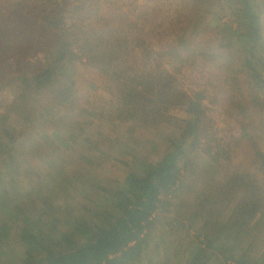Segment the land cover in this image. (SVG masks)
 I'll return each mask as SVG.
<instances>
[{
  "label": "rangeland",
  "instance_id": "374dc122",
  "mask_svg": "<svg viewBox=\"0 0 264 264\" xmlns=\"http://www.w3.org/2000/svg\"><path fill=\"white\" fill-rule=\"evenodd\" d=\"M250 1L257 6L264 45V0ZM38 4L41 0H0V13L12 21L15 14L35 13ZM75 5L84 8L65 23L79 25L80 39L92 26L118 27L129 39L120 45L131 49L119 58L127 62L124 77L164 69L187 95L203 96L205 137L181 161L182 187L153 215L147 246L129 264H238L242 255L246 264H264V171L257 156L264 154L259 110L264 89L250 81L246 54L232 34L228 0H76ZM0 37L9 39L1 32ZM63 63L65 77L58 72L47 87L24 91L20 78L44 69L47 58L33 48L26 55H0V264H28L21 227L51 232L57 254L64 249L62 233L72 226L116 217L109 192L138 171L131 158L155 163L191 118L173 106L138 104L134 110L122 102L116 75L107 77L73 57ZM244 200L256 203L257 212L241 245L232 248L234 258L226 261L224 249L206 248L196 233L231 224Z\"/></svg>",
  "mask_w": 264,
  "mask_h": 264
},
{
  "label": "trees",
  "instance_id": "16d2710c",
  "mask_svg": "<svg viewBox=\"0 0 264 264\" xmlns=\"http://www.w3.org/2000/svg\"><path fill=\"white\" fill-rule=\"evenodd\" d=\"M75 2L76 0H41V4L35 7V13L15 14L12 21H7L4 12L0 13V32L9 38L0 37L1 57L8 56L9 51H20L26 55L33 48L37 52H42L48 60L44 69L32 76L23 75L20 78L22 89L24 91L43 89L53 81L58 72L65 77L63 62L66 58L73 57L78 61H84L107 77L116 75L117 79H121L120 85L123 89L121 100L124 105L132 106L134 110L138 104L179 107L191 118L181 128V137L176 139L155 163L131 158L139 173L131 170L130 179H127L122 187L109 192L113 206L118 212L116 217L107 223L83 225L81 229H78V225L72 226L69 231L62 233L60 241L64 249L57 254L52 252L55 238L51 232L44 231L38 234L21 227L19 237L27 254L28 264H129L139 259L147 246L153 215L162 209L168 198L176 196L182 187L181 161L186 157L187 151H196L205 137L207 123L201 104L203 96L201 93L187 95L177 86L175 77L164 69L131 72L129 76L124 77L127 62L119 61V58L123 50L128 48L130 52L131 49L120 45L121 42L128 43L129 39L123 36V31L118 27L106 30L98 28L100 30L98 31L94 26L80 39L79 25L72 23L69 26L65 23L67 18H72L74 12L84 8L75 5ZM228 5L232 7L231 23L234 25L232 34L246 54L244 64L248 76L253 85L262 90L264 45L259 13L255 11L257 6L250 0H228ZM22 7L20 6L18 10ZM94 16L96 18V15ZM97 19L101 21L104 16ZM34 33L35 38L32 35ZM118 73L120 74L117 75ZM259 110L264 113V104ZM131 116L137 117L133 114ZM7 126L4 132L9 135ZM10 129L14 130L12 127ZM205 155L210 161L215 160L214 157H210L208 151ZM257 156L264 171V154L257 151ZM246 203L245 200L240 203L231 224L219 226L211 233H196L197 237L204 238L206 248L224 249L227 253V256H224L226 261L234 258L232 248L241 245L242 238L247 234L257 212L256 203ZM196 217L197 215H194L192 219ZM192 219H189L191 226ZM34 256L35 261L32 259ZM236 262L246 264L247 260L242 255ZM252 264L258 262L253 261Z\"/></svg>",
  "mask_w": 264,
  "mask_h": 264
}]
</instances>
